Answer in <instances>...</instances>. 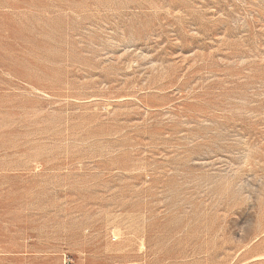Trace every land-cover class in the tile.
<instances>
[{"label": "rangeland", "instance_id": "obj_1", "mask_svg": "<svg viewBox=\"0 0 264 264\" xmlns=\"http://www.w3.org/2000/svg\"><path fill=\"white\" fill-rule=\"evenodd\" d=\"M0 264H264V0H0Z\"/></svg>", "mask_w": 264, "mask_h": 264}]
</instances>
